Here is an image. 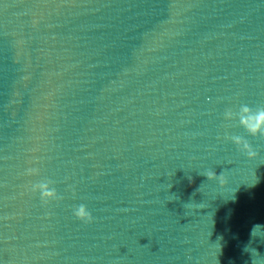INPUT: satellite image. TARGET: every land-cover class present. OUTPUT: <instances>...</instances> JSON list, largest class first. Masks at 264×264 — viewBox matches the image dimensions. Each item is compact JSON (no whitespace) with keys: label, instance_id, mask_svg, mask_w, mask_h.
Instances as JSON below:
<instances>
[{"label":"water","instance_id":"water-1","mask_svg":"<svg viewBox=\"0 0 264 264\" xmlns=\"http://www.w3.org/2000/svg\"><path fill=\"white\" fill-rule=\"evenodd\" d=\"M260 111L264 0H0V264H264Z\"/></svg>","mask_w":264,"mask_h":264},{"label":"clouds","instance_id":"clouds-1","mask_svg":"<svg viewBox=\"0 0 264 264\" xmlns=\"http://www.w3.org/2000/svg\"><path fill=\"white\" fill-rule=\"evenodd\" d=\"M255 116H256V119H258V120H264V111H260L259 113L255 114ZM250 118L251 117H249V116L241 115L240 116V121H241V123H244L246 120H248ZM250 131L253 132L254 134L255 133L264 134V129H261L259 127L254 128V129H250ZM37 187L42 190V195L44 197H49V196H53L54 195V192L47 190V185L46 184H41V185H38ZM74 214L80 219L91 220V214L86 211L84 206H80V208L77 209Z\"/></svg>","mask_w":264,"mask_h":264}]
</instances>
